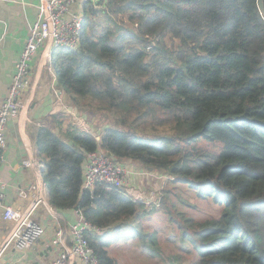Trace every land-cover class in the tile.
<instances>
[{
  "label": "trees",
  "instance_id": "trees-1",
  "mask_svg": "<svg viewBox=\"0 0 264 264\" xmlns=\"http://www.w3.org/2000/svg\"><path fill=\"white\" fill-rule=\"evenodd\" d=\"M99 4L83 3L80 47H53L48 65L74 105L112 115L113 126L98 139L75 129L65 137L29 129L50 204L59 215L80 212L98 229L86 237L99 264H117L109 249L131 240L167 260L157 232L143 230L151 214L143 201L108 184L82 189V162L100 148L221 207L216 218L184 219L189 264H264V14L257 0ZM122 15L130 24L115 22ZM166 38L178 43L167 47Z\"/></svg>",
  "mask_w": 264,
  "mask_h": 264
},
{
  "label": "crops",
  "instance_id": "crops-1",
  "mask_svg": "<svg viewBox=\"0 0 264 264\" xmlns=\"http://www.w3.org/2000/svg\"><path fill=\"white\" fill-rule=\"evenodd\" d=\"M87 1L92 3L96 0H79L73 5V10L83 11V3ZM39 3L40 0H0V107L29 29L37 20ZM52 49L46 43L33 55L29 63L31 85L21 97L22 112L18 118L9 119L5 129L6 147L4 161L0 166L3 180L1 191L6 204L17 209H25L33 202V195L28 190L35 179L30 166L31 153L36 155L35 143L29 133L31 127L45 126L62 137L74 129L92 133L97 139L102 133L97 132L92 113L81 112L57 85L55 71L48 65ZM125 165L134 173L127 186L129 195L143 202L158 195V189L161 191L163 187V174L145 169L148 174L138 175L143 168L129 162H125ZM21 191L24 196L18 195ZM32 217L44 227L43 237L24 253L8 247L0 264H51L58 256L59 248L50 244L55 224L44 207L38 205ZM58 219L63 227H68L77 219L76 211L61 212ZM10 228L11 224L0 218V244L6 240ZM67 264L84 263L76 258Z\"/></svg>",
  "mask_w": 264,
  "mask_h": 264
},
{
  "label": "built area",
  "instance_id": "built-area-1",
  "mask_svg": "<svg viewBox=\"0 0 264 264\" xmlns=\"http://www.w3.org/2000/svg\"><path fill=\"white\" fill-rule=\"evenodd\" d=\"M77 1L79 0H40L37 20L29 29V35L15 64L12 80L0 107V166L4 161L7 122L9 119L19 117L22 112L21 97L31 85L29 63L33 55L46 43L50 47L62 46L72 50L80 47L79 37L85 18L82 10L76 11L72 8ZM92 5L99 7V0L92 2ZM30 157V166L35 179L28 186V190L33 195V202L27 208L17 209L6 204L5 196L1 191L3 180L0 176V218L11 224L6 240L0 244V260L8 247L24 253L43 237L44 227L32 217L34 209L42 205L55 224L54 236L50 244L60 250L51 264H67L76 258L84 264H99L86 237L87 232L98 229L86 221L78 211H76L77 219L68 227L60 224L58 213L47 197L46 186L42 179V164L34 152ZM81 166L82 189L85 190H92L96 184H108L128 191L127 186L134 174L126 165L116 161L100 148L87 153ZM148 173L146 170H141L138 175ZM18 195L24 196V193L21 191ZM133 199L139 200L135 197ZM145 203L149 204V202Z\"/></svg>",
  "mask_w": 264,
  "mask_h": 264
},
{
  "label": "rangeland",
  "instance_id": "rangeland-1",
  "mask_svg": "<svg viewBox=\"0 0 264 264\" xmlns=\"http://www.w3.org/2000/svg\"><path fill=\"white\" fill-rule=\"evenodd\" d=\"M114 20L118 25L130 24L127 21V17L123 15L114 17ZM163 41L167 47L178 43L177 40L170 38H166ZM80 111L83 112L82 110ZM91 113L99 134L104 127L113 126L112 115L108 113ZM121 162L125 165L126 161ZM134 166L142 168L139 164ZM166 180L168 181L167 178L163 179L162 184L163 189H169L167 194L163 192L166 194V198H162L166 208L158 209L156 207L163 191V189L160 191L159 188V193L156 197L145 200L149 204L144 201L145 205L148 206L147 209L151 210V214H149L150 218L148 216L147 219L149 221L148 224L142 220V226H144L143 230L146 233L157 232L156 236L158 235L160 253L167 260L164 261L159 257L151 258L148 254L142 252L140 246L134 240H131L126 243L120 242V244L109 249L110 255L117 260V264H189L194 256L190 243L185 238L184 241L181 239L182 229L183 231L187 230L184 219L188 218L195 222H203L219 216L221 207L214 204L211 199H200L186 186H170L168 184L170 182L166 183Z\"/></svg>",
  "mask_w": 264,
  "mask_h": 264
},
{
  "label": "water",
  "instance_id": "water-1",
  "mask_svg": "<svg viewBox=\"0 0 264 264\" xmlns=\"http://www.w3.org/2000/svg\"><path fill=\"white\" fill-rule=\"evenodd\" d=\"M257 5H258V8H259V10L261 11V13L264 14V7H263V2H262V0H257Z\"/></svg>",
  "mask_w": 264,
  "mask_h": 264
}]
</instances>
